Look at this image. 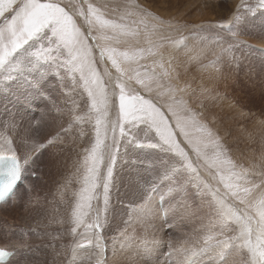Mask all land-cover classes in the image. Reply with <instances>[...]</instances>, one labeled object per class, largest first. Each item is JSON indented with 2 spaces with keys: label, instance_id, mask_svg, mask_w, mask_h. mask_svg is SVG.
<instances>
[{
  "label": "snow or ice",
  "instance_id": "1",
  "mask_svg": "<svg viewBox=\"0 0 264 264\" xmlns=\"http://www.w3.org/2000/svg\"><path fill=\"white\" fill-rule=\"evenodd\" d=\"M257 7L264 9V0H258ZM240 8L253 12L241 0L230 20L202 30L208 32L201 37L205 47L192 60H199L211 45L223 53L237 46L239 33L232 27L243 20ZM166 29L183 32V26L165 25L151 16L137 0H0V84L24 76L30 86L46 92L52 74L65 82L70 79L85 109L75 120L92 125L93 135L78 154L69 180L79 185L67 221L73 236L70 264H117L106 255L103 233L118 166L142 163L133 156L145 147L163 155L147 169L151 178H142L134 202L136 221L146 225L149 218L181 209L185 216L192 215L188 201L195 205L197 198L208 221L199 238L184 239L179 247L169 242V256L178 252L183 257L172 264H264V154L247 167L233 160L187 101L176 97L184 89L171 83L172 57L166 59L163 49L181 43L187 48V38L173 39ZM14 126L15 117L0 122V129ZM191 128L203 136L194 139ZM14 144L4 137L0 159L11 166L0 176V200L24 178L26 168L20 161L34 162L44 148L36 145L22 157L18 147L9 146ZM129 239L123 234L121 243ZM11 255L0 250V258Z\"/></svg>",
  "mask_w": 264,
  "mask_h": 264
},
{
  "label": "rangeland",
  "instance_id": "2",
  "mask_svg": "<svg viewBox=\"0 0 264 264\" xmlns=\"http://www.w3.org/2000/svg\"><path fill=\"white\" fill-rule=\"evenodd\" d=\"M232 1L137 0L144 10L165 25L183 26L182 35L170 29H166V32L176 40H181L182 37L187 38V48L181 43L179 47L166 44L163 49L166 59L169 55L172 57V74L175 79L171 83L184 89L183 92H177L176 97L187 101L196 119L220 138V143L224 145L230 158L235 161L237 159V162L241 161L247 167L249 162L259 163V156L264 152V54L252 45V41L255 43L264 41V14H261L264 9L255 6L256 0H244L245 7L255 6L253 10L257 9L247 13L245 8L239 9L243 20L235 22L232 27V32L239 33L237 46L223 53L215 45H211L210 50L201 55L199 60L191 61L190 58L191 55H196L200 47H205L201 37L207 36L208 32L202 30L218 28L237 12V6L240 5L241 0ZM219 3L221 5H218ZM222 7L225 8L222 9ZM161 11L165 14H161ZM258 13L261 16L256 18L255 15ZM250 42H252L251 45ZM188 48L193 51H186ZM44 87L47 89L46 92L30 86V78L24 76L10 81L7 86L0 84V122L8 123L15 117V126L11 127L12 129H0L1 144H4V137L9 141L14 140L15 144L9 146L18 147L22 157L31 154L36 145L44 144V148L34 156V162L24 164L26 168L24 181L19 185L15 198L0 207V230L5 227L6 230L11 228L19 233L6 234L1 231L0 241L19 239L21 242L19 246H16L18 248L15 250V258L11 264H70V245L73 236L69 231L71 225L67 222V216L79 185L74 182L69 183V180L75 172L78 154L82 153L83 147L93 135L92 125L75 120L76 116L83 115L85 109L81 96L72 90L70 79L65 82L52 74V78L47 80ZM205 109H209V113L213 110L211 114H215L216 109L219 110V116L220 113L223 114L220 117L215 114L219 117L217 118L219 120H215V115L210 118L212 115ZM218 123H224L223 126L227 129H224L221 124L219 126ZM233 126L236 130L240 129L238 127L241 129L233 131ZM242 126L245 127L243 132ZM81 131L86 132L87 135L82 137ZM189 132L194 139L203 136V133H198L194 128L189 129ZM245 133L248 137L246 139L243 136ZM180 138L183 139V137ZM48 141L51 143L49 144ZM231 143L234 145L237 143V145L229 146ZM232 147H234L233 151ZM235 147L238 148L235 149ZM248 149L253 152L251 153ZM247 154L252 158L247 160ZM162 155L163 153L157 149L145 147L137 149L133 156L134 160L142 161V163L128 161L118 166L120 172L112 197L111 216L103 233L104 242L108 246L106 255L108 259L118 261L117 264H132L135 261L143 264L146 260L148 264L151 262H153L151 264H157L156 262L164 264L166 261L172 264L173 261L183 257L178 252L169 256L171 251L169 242L171 241L174 247H179V242L184 239L195 240L203 235L200 230L208 223L204 218V211L197 207L199 198L196 199L195 205L192 201H188L189 205H192V215L184 216L182 210L171 215L172 218L169 215L168 222H165L163 217L162 219L149 218V223L146 225L136 221L133 215L136 209L134 202L139 189L143 187L142 178H151L147 169ZM243 155L244 158L246 157L245 160ZM192 158L195 160V155ZM201 171L203 172V169ZM216 183L213 181L214 186ZM220 187L222 188V185ZM27 210L29 211L26 212ZM52 213L57 214V217H54ZM40 217L50 224L52 222L57 224V233L45 230L47 233L44 231L36 235L34 239L28 238V234L32 235L39 229L34 222L30 224L27 219L37 221ZM47 228L54 227L51 224ZM125 233L130 236V239L122 244ZM136 253L139 254L138 258Z\"/></svg>",
  "mask_w": 264,
  "mask_h": 264
},
{
  "label": "bare ground",
  "instance_id": "3",
  "mask_svg": "<svg viewBox=\"0 0 264 264\" xmlns=\"http://www.w3.org/2000/svg\"><path fill=\"white\" fill-rule=\"evenodd\" d=\"M196 1V0H195ZM207 1V0H206ZM231 2H233L232 0H230ZM163 2V1H162ZM161 2V3H162ZM170 2V1H169ZM205 2V1H204ZM171 3V2H170ZM207 3H210V2H207ZM177 4V3H176ZM214 4V3H213ZM234 4V3H233ZM178 5V4H177ZM210 5V4H209ZM218 5H221V3H219ZM229 5V4H228ZM257 5H258V0H256L255 1V6L257 7ZM216 7H221V6H217V5H215ZM214 6V7H215ZM253 6V5H252ZM255 6H253V7H255ZM157 7V6H156ZM229 7V6H228ZM227 7V8H228ZM247 7V6H246ZM252 7V8H253ZM223 8H225V7H222V9ZM175 9V8H174ZM213 9H215V8H213ZM217 9V8H216ZM220 9V8H219ZM232 9V8H231ZM257 9V8H256ZM256 9H254V10H256ZM161 10H163V9H161ZM253 10V11H254ZM168 11V10H167ZM171 11V10H170ZM188 11V10H187ZM198 11V10H197ZM221 11V10H220ZM227 11V10H226ZM230 11V10H229ZM229 11L227 12V13H229ZM191 12V11H190ZM162 13H164V12H162L161 11V14ZM170 13V12H169ZM168 13V14H169ZM165 14V13H164ZM163 14V15H164ZM220 14V13H219ZM226 14V13H225ZM244 14V13H243ZM249 14H251V13H249ZM202 15V14H201ZM227 15H229V14H227ZM219 16V15H218ZM261 15L258 13V14H256L255 15V17L256 18H258V17H260ZM221 17V16H220ZM190 18H192V17H190ZM200 18H202V17H200ZM196 19V18H195ZM192 20V19H191ZM194 21H196V20H194ZM239 23V22H238ZM235 33H237V32H235ZM253 42V43H252ZM252 42H250V45H251V43H252V45L255 47V48H257L258 50H261L263 53H264V41H260V42H258V43H255V41H252ZM191 49V48H190ZM199 49V48H198ZM197 49V50H198ZM200 49H201V47H200ZM189 50V48L188 49H186V51H188ZM190 52V51H189ZM196 52H198V51H196ZM190 54V53H189ZM209 54V53H208ZM194 55H195V53H194ZM192 56V55H191ZM238 56V55H237ZM186 60V59H185ZM191 61H194V60H191ZM191 61H189V62H191ZM236 61V60H235ZM185 63H187V62H185ZM230 63H228V65H229ZM226 66V65H225ZM223 75V74H222ZM213 76V75H212ZM225 78V77H224ZM233 78V77H232ZM221 79V78H220ZM227 80H229V79H227ZM210 84H211V81H210ZM212 85V84H211ZM238 94V93H237ZM207 95H209V94H207ZM215 95V94H214ZM209 97V96H208ZM222 98V97H221ZM212 100H214V99H212ZM226 102V101H225ZM226 106V105H225ZM241 106V105H240ZM218 108H220V107H218ZM206 110V109H205ZM228 110V109H227ZM230 110V109H229ZM207 111V113L208 114H210V115H212L210 118H213V116L216 114L217 116H219V110H214L215 111V114H211L212 113V111L213 110H211V113H209L210 112V110L208 109V110H206ZM209 111V112H208ZM242 111V110H241ZM244 111V110H243ZM221 115L223 114V113H220ZM216 115H215V120H219V119H217V118H219V117H216ZM43 116V115H42ZM209 116V115H208ZM223 116H225V115H223ZM222 116V117H223ZM229 117V116H228ZM227 118V117H226ZM247 118V117H246ZM211 120V119H210ZM223 120V119H222ZM221 120V121H222ZM225 120H227V119H225ZM211 121H214V119L213 120H211ZM44 122V121H43ZM217 122H219V121H217ZM217 122H214L215 124H217ZM224 122H228V121H224ZM213 124V123H212ZM219 124V126H220V124L221 123H218ZM228 124V123H227ZM248 124V123H247ZM222 125V127L224 128V129H227V128H225L223 125H224V123H222L221 124ZM241 125V124H240ZM243 125V124H242ZM217 126V125H216ZM221 128V127H220ZM222 128V129H223ZM238 128H240L241 129V127H238ZM237 128V129H238ZM245 128V127H244ZM243 126H242V132H243ZM12 129V128H11ZM219 129V128H218ZM221 129V130H222ZM240 129H238V130H236V128H234V126H233V131H239ZM248 129V128H247ZM220 130V131H221ZM222 132H224L223 130H222ZM241 132V133H242ZM247 132V131H246ZM235 133V132H234ZM248 133V132H247ZM224 134V133H223ZM222 134V135H223ZM246 134V133H245ZM245 134H243V136H244V138L246 139V138H248V137H246L247 136V134L245 135ZM236 135V134H235ZM240 135V134H239ZM236 136H238V134L236 135ZM242 136V135H241ZM234 137V136H233ZM233 137H231L232 139H233ZM240 137V136H239ZM4 140V139H3ZM227 140V139H226ZM237 140V139H236ZM239 140V139H238ZM249 141H250V139H248ZM224 141H225V139H224ZM228 141V140H227ZM233 141H235L234 139H233ZM229 142H231V140L229 141ZM2 142H0V153H3V148H4V144L2 145L1 144ZM234 143V142H233ZM248 143V142H247ZM230 144V143H229ZM243 144V143H242ZM245 144V143H244ZM243 144V145H244ZM250 144V143H249ZM83 145V144H82ZM81 145V146H82ZM226 145H228V142H226ZM232 145H234V144H232L231 143V145H229V146H232ZM236 145H237V143H236ZM236 145H234V146H236ZM248 145V144H247ZM224 146V145H223ZM252 146V145H251ZM244 147V146H243ZM242 147V148H243ZM245 147H247V146H245ZM253 147V146H252ZM251 147V148H252ZM225 148V147H224ZM229 148V147H228ZM233 148L234 147H232V151H233ZM236 148H238V147H235V149ZM251 148H250V150H251ZM239 149H241V148H239ZM244 149V148H243ZM29 150V149H28ZM242 150V149H241ZM249 149H248V151H250ZM31 151V150H30ZM243 151V150H242ZM264 151V150H263ZM228 152V151H227ZM235 153H237L238 154V152H236V151H234ZM251 153L253 152V150L252 151H250ZM32 153V152H31ZM46 153V152H45ZM241 153V152H240ZM234 154V153H233ZM262 154H264V152L262 153ZM261 154V155H262ZM236 155V154H235ZM260 155V154H259ZM24 156H26V155H24ZM238 156V155H237ZM237 156H236V158H237ZM254 156V155H253ZM233 157V156H232ZM259 157H261V156H259ZM242 158V157H241ZM243 158H244V155H243ZM250 158H252V157H249V154H247V160L248 159H250ZM239 159V158H238ZM246 159V157L244 158V160ZM40 160H42V159H40ZM240 160V159H239ZM242 160V159H241ZM244 160H243V162H244ZM258 160H259V158H258ZM236 161H237V159H236ZM246 162V161H245ZM20 163H21V165H22V167H24V161L23 160H21L20 161ZM239 163H242L241 161L239 162ZM247 165V164H246ZM11 165L10 164H8V167H10ZM37 169V168H36ZM40 171V170H39ZM37 176V175H36ZM49 178V177H48ZM51 180V179H50ZM54 182V181H53ZM55 183V182H54ZM47 184V183H46ZM33 185V184H32ZM48 185V184H47ZM19 186H17L15 189H14V191H13V193L11 194V196H9L5 201H3L2 203H0V207H2V206H4L8 201H10V200H13L14 198H15V196H16V193H17V191H18V188ZM51 188V187H50ZM69 188V187H68ZM73 189V188H72ZM70 190V189H69ZM29 193H30V191H28ZM53 192V191H52ZM55 192V191H54ZM70 192V191H69ZM56 202V201H55ZM14 207H17V206H14ZM52 209V208H51ZM12 211V210H11ZM10 211V212H11ZM29 210H27L26 212H28ZM55 211V210H54ZM179 211H181L182 212V209L181 210H179ZM178 211V212H179ZM36 212V211H35ZM50 212V211H49ZM52 212V211H51ZM8 213V212H7ZM30 213V212H29ZM28 214V213H27ZM53 214V213H52ZM54 215V214H53ZM60 215V214H59ZM181 215V214H180ZM50 216V215H49ZM48 216V217H49ZM57 217V214H55L54 215V217ZM185 216V215H184ZM52 217V216H51ZM68 217V216H67ZM162 217L166 220V222H168L169 221V216L168 217H164L163 215H161L160 216V218L159 219H162ZM170 217L172 218V216L170 215ZM27 219V218H26ZM50 219V218H49ZM53 220H54V218H53ZM26 221V220H25ZM27 221H29L30 222V224H31V222H34V224H36L37 226H38V229L39 230H37V232H34V233H32V235H30V234H28V238H30V237H32L33 239L35 238V236L36 235H39V234H42V232H44L45 230L47 231V232H53V233H57V229H58V227H57V224H53V222L51 223L52 224V227H54V228H47L48 227V225H51L50 223H48V222H46L45 221V219L44 218H42V217H40V220H30V219H27ZM60 221H61V219H60ZM51 222V221H50ZM160 223V222H159ZM181 223V222H180ZM133 224V223H132ZM196 224V223H195ZM178 225V224H177ZM180 225V224H179ZM178 225V226H179ZM185 225H187L186 223H185ZM174 226V225H173ZM178 226H176L177 228H178ZM181 226V225H180ZM152 228V227H151ZM155 229V228H154ZM180 229V228H179ZM185 229V228H184ZM190 229V228H189ZM192 229V228H191ZM195 229V228H194ZM42 230V231H41ZM151 230V229H150ZM181 230V229H180ZM186 230V229H185ZM1 231H4L6 234H8V233H11V234H19V233H17V232H14L11 228L9 229V230H6L5 229V227H3V230H0V232ZM7 231V232H6ZM45 231V232H46ZM187 232H188V230H186ZM191 231V230H190ZM195 231V230H194ZM46 232V233H47ZM59 232V231H58ZM131 232H132V230H131ZM158 232V231H157ZM161 233V232H160ZM147 235V234H146ZM163 235V234H162ZM184 235V234H183ZM120 236V235H119ZM150 236V235H149ZM156 236H158V235H156ZM194 236H197V235H194ZM152 237V236H151ZM148 238V237H147ZM150 239V238H149ZM196 239V238H195ZM153 241V240H152ZM155 241V240H154ZM159 241V240H158ZM164 241V240H163ZM156 243V242H155ZM19 244H21V242L19 241V239L18 240H11V239H7V240H3V241H0V248H2V249H5V250H13V254H12V256L9 258V260L7 261V262H5V263H0V264H11V262L14 260V258H15V254H16V251L15 250H17V248L18 247H16V246H19ZM159 244H160V242H159ZM179 244H180V242H179ZM108 247V246H107ZM23 249V248H22ZM123 249V248H122ZM152 252V251H151ZM139 257V254H137L136 253V258H138ZM129 258V257H128ZM175 258H176V256H175ZM166 260V259H165ZM159 261V260H158ZM118 262V261H117ZM132 262H133V260H132ZM129 263H130V261H129ZM134 264H140L139 263V261H135V262H133ZM132 263V264H133ZM151 263H153V262H151ZM150 263V264H151ZM157 264H161V262H156ZM163 264V263H162ZM165 264V263H164Z\"/></svg>",
  "mask_w": 264,
  "mask_h": 264
}]
</instances>
